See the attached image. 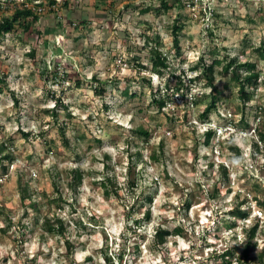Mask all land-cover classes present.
<instances>
[{"label":"rangeland","instance_id":"rangeland-1","mask_svg":"<svg viewBox=\"0 0 264 264\" xmlns=\"http://www.w3.org/2000/svg\"><path fill=\"white\" fill-rule=\"evenodd\" d=\"M176 1L144 12L161 0H76L0 36V264H260L241 246L256 227L252 255L264 250V0ZM152 48L169 63L163 77ZM201 56L222 61L216 89L191 68ZM232 57L260 72L251 100L222 73ZM56 217L60 232L43 226Z\"/></svg>","mask_w":264,"mask_h":264},{"label":"trees","instance_id":"trees-1","mask_svg":"<svg viewBox=\"0 0 264 264\" xmlns=\"http://www.w3.org/2000/svg\"><path fill=\"white\" fill-rule=\"evenodd\" d=\"M51 3H55L56 0H50ZM75 2V1H74ZM176 2L180 3V0H177ZM63 4L66 6L72 5L70 0H64ZM176 6V3H170L169 0H161L159 5L152 7V4L150 6H147L145 9H143L144 12H149L151 10H155L157 12H160L162 10H169L171 8H174ZM32 18L33 20L38 19V14L35 13V11L32 8H29L27 6L21 5V7H15L13 9L12 14H3L2 19L0 20V36H4L12 31L15 30L16 24L19 23H24L23 25L26 26V28L30 27V19ZM183 25L174 23L172 25V32H173V41L174 45L177 47V49H180V31L182 30ZM150 43L149 39H146V44ZM153 57L151 58L152 60V70L158 74L159 76L163 77L165 75V72L167 68H169V63L166 59V57L163 56V53L158 50V48H152ZM264 57V54H263ZM221 60H214L211 63L207 61V58L204 56H201L200 59L196 62L194 66H192V70H198L199 68L203 69V73L207 78V83L209 86L213 87V89H216L217 86L215 84V77H214V68L216 65L221 64ZM166 69V70H165ZM241 70H244L246 73L241 72ZM228 71H231L232 73V78L236 80L239 83V97L243 101H248L252 99L253 94L250 92L251 87H254L255 85L258 84L259 77H260V72L256 71V64L251 63L250 61H240L238 57H232L229 59V61L223 66L222 73H227ZM3 78L0 77V82L5 83V76H2ZM179 87L176 88V90H181V86L184 85L183 80L181 79V76L177 77ZM94 80L98 82V85L95 86V90L98 93H102L104 91L103 87V82L96 76H94ZM147 81L150 85H152L151 78H147ZM78 86L81 85V82L78 81ZM163 89L158 86L157 92H160ZM129 91L127 88H125L124 93L127 94ZM222 91H217V93H213L211 95L212 99L210 103L206 106V109L204 112L210 113L213 110L217 109V101L219 100L220 96L219 93ZM156 102L159 103V106L162 108L165 106V100L161 97L159 99H155ZM50 112V111H49ZM54 112V110H52ZM229 118V117H228ZM229 123L232 124V119H228ZM62 133H64V129H61ZM137 132L140 133L143 136H149V131L147 129H144L143 127H140L137 129ZM206 142L209 143L212 135L216 134V130L213 128H210L207 130L206 133ZM261 137L264 140V133L261 134ZM1 151V150H0ZM9 154L5 155L4 157H8ZM223 166V173L224 175H227V168L225 165ZM72 177H73V183L78 184L82 180V173L80 172L79 169H72ZM107 183L112 184V179L110 177H106L103 179L102 184L107 186ZM219 193V188L215 189V192L213 193L214 196ZM27 198H31V194L28 191L27 187L21 188V199L25 200ZM33 204V203H32ZM238 215L242 217H246L248 215L247 211H242L241 209L238 210ZM150 213H147V216H149ZM62 220L59 217H56L55 219H46L43 223V226L46 227L49 231H57L60 232L63 228L62 225ZM141 224L140 219H136V225L138 226ZM176 234H181L182 233V228L181 227H176L174 229ZM257 228H251L249 229L247 233L246 240L241 246L242 250V256L246 257L247 259H257V261L260 264H264V250L260 251L257 256L252 255L253 252L257 249V243L254 241V237L256 236ZM171 234V231L169 229H162L160 228L159 230H156L155 232V242L158 244H164L168 240V236ZM238 247L235 246L233 249H228L225 252H223L220 256L227 260L226 258H230L235 254V250ZM122 250V251H121ZM118 256H121V261L123 260V257L125 255V248L120 249L118 252ZM89 260H91L92 257H88ZM105 260H108L111 264H114V261L112 260V257L109 255H104ZM227 262H230L227 260Z\"/></svg>","mask_w":264,"mask_h":264},{"label":"built area","instance_id":"built-area-1","mask_svg":"<svg viewBox=\"0 0 264 264\" xmlns=\"http://www.w3.org/2000/svg\"><path fill=\"white\" fill-rule=\"evenodd\" d=\"M199 1L201 0H185V3L188 8L194 9L195 5H197ZM63 2L64 0H56L55 3H51L47 0H0V20L2 19V12H5L6 14H12L13 9L15 7H21V5L32 8L35 13L40 14L44 13L47 9L58 10L63 5Z\"/></svg>","mask_w":264,"mask_h":264}]
</instances>
